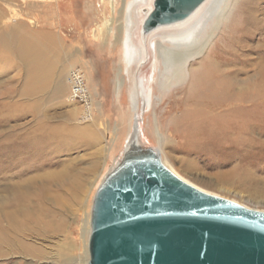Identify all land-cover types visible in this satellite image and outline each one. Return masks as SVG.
Masks as SVG:
<instances>
[{"label":"rangeland","instance_id":"1","mask_svg":"<svg viewBox=\"0 0 264 264\" xmlns=\"http://www.w3.org/2000/svg\"><path fill=\"white\" fill-rule=\"evenodd\" d=\"M224 1L216 0V12H220ZM227 1L229 9L232 0ZM147 12L148 8L139 0H104V3L101 0H0V102L9 104L11 110L21 106L23 113L21 118L1 125L0 136L38 129L42 123L57 125L60 133H64L61 153L57 155L58 170L64 165L68 172H78L88 179L80 201L62 196L59 212L50 219L54 226L42 227L41 236L29 229L20 239L24 253L0 258V264L87 263L92 199L106 174L120 162L132 125L131 79L121 76L125 64L122 39L128 20L131 32L136 31V27L142 31L148 15L143 16ZM4 42L8 49L3 46ZM222 42L226 48L228 43L224 39ZM247 44L259 45L257 40ZM28 52L38 54L40 69L51 74L48 81L51 85L44 83L31 98L21 92L27 81L24 75L27 65L22 55ZM219 59H225L224 54ZM159 66L157 64L158 70ZM74 71L83 76L88 86L89 106L86 100L69 99L70 75ZM253 74L250 69L248 76ZM118 75L122 87L116 90ZM133 75L145 84L149 106L158 110L156 118L149 111L139 117L145 131L142 148L158 151L160 159L174 172L209 194L264 212V123L261 131L252 135L234 123L215 134L207 118L197 117L192 112L193 106H177L172 99V104L166 108L170 95L182 98V92L175 94L187 82L173 86V80L155 71L153 60L140 71L134 68ZM59 81L63 88L55 94L54 85ZM162 83L166 87H160ZM249 85L252 86V82ZM246 101L253 102V95ZM138 103L143 105L142 100ZM28 105L31 111L26 108ZM85 107L88 110L90 107L89 113L85 110L87 117ZM181 116L185 119L178 121V127L193 121L204 124L196 130L200 134L196 140H189L172 127V120ZM68 127L71 134L65 133L69 132ZM157 128L160 129L159 140L161 142L162 138L163 142L161 147L156 144ZM43 219L48 223V218ZM26 247L39 249L43 257L34 259Z\"/></svg>","mask_w":264,"mask_h":264},{"label":"bare ground","instance_id":"2","mask_svg":"<svg viewBox=\"0 0 264 264\" xmlns=\"http://www.w3.org/2000/svg\"><path fill=\"white\" fill-rule=\"evenodd\" d=\"M101 1L104 3V0ZM152 1L139 0L143 7L148 8L143 18L150 13ZM215 3L216 0H205L188 18L157 27L146 34L138 27L136 31L131 32V21H127L125 36L122 39L125 64L121 76L125 75L131 79L133 91L130 93V108L133 118L131 131L124 146L126 150L142 145L145 131L141 127L139 117H144L148 111L153 113V118L158 114L157 109L149 106L145 84L137 81V77L133 75L134 68L140 71L146 68L151 60L155 71L163 75L162 77L173 80V86L178 87L187 82L186 86L178 88L175 94L176 96L179 91L182 92V98L170 95L166 108L170 107L172 99L177 106H193L192 112L197 117L207 118L211 122L209 128L215 134L227 128L229 123L238 124L248 135L261 129L264 123V0H232L229 9L226 8L228 1L225 0L220 12L215 11ZM56 6L59 7L58 4ZM223 39L228 43L227 50L221 44ZM254 40H257L259 45L250 47L247 43ZM2 44L6 47V42ZM222 54L225 58L223 60L219 59ZM197 59L198 63L192 65ZM22 60L27 65L24 74L27 81L21 92L31 98L44 83H48L51 74L40 69L38 54L24 53ZM157 64H160L159 70ZM250 69L254 73L251 77L248 76ZM78 74L80 75L74 71L70 75V100L75 99L72 89L79 87ZM81 77L83 89L80 87V92L84 93L82 99L86 100L85 103L89 106L88 86L83 76ZM250 82L252 86L249 85ZM164 85L162 83L160 87ZM54 86L55 94L63 88L61 81ZM121 87L122 80L118 75L115 88L119 90ZM251 95L254 101L249 103L246 99ZM140 100L143 102L142 106L138 103ZM8 105L0 102V126L23 115L21 106L11 110ZM29 105L26 108L31 111L32 107ZM85 110L89 113L90 107L89 110L86 107L84 109V115L87 117ZM184 119L185 116L174 118L172 127L178 133L183 132L189 140H196L200 135L196 130L204 124L193 121L185 127H178V121ZM36 123L39 122L36 120ZM56 126L42 123L38 129L25 133L8 132L0 136V258L24 253L20 239L29 233V229L41 236L44 234L42 227L50 224L54 226L50 219L59 212L58 209L63 204L62 196L78 201L83 197L87 177L78 172H68L67 166L64 165L58 170L57 155L59 151L61 153V135L64 133H60ZM160 129L156 130V144L161 147L163 142L162 138L161 142L159 140ZM68 131L65 133L71 134V128ZM82 134L85 135L84 132ZM162 163L182 181L209 194L180 177L165 161ZM43 217L48 218V223L44 222ZM26 249L32 252L34 259L43 257L37 248ZM86 260L88 262V258Z\"/></svg>","mask_w":264,"mask_h":264},{"label":"water","instance_id":"3","mask_svg":"<svg viewBox=\"0 0 264 264\" xmlns=\"http://www.w3.org/2000/svg\"><path fill=\"white\" fill-rule=\"evenodd\" d=\"M205 0H153L146 34ZM87 264H264V212L179 179L151 148H130L97 188Z\"/></svg>","mask_w":264,"mask_h":264},{"label":"built area","instance_id":"4","mask_svg":"<svg viewBox=\"0 0 264 264\" xmlns=\"http://www.w3.org/2000/svg\"><path fill=\"white\" fill-rule=\"evenodd\" d=\"M82 77L78 74V76H77V82H78V85H79V87H74L73 89H72V92H74V98H75V100L76 99H78L79 101H84L83 99H82V97H83V95H84V93H82V92H80V89L82 88ZM80 83V84H79ZM81 87V88H80ZM83 89V88H82Z\"/></svg>","mask_w":264,"mask_h":264}]
</instances>
